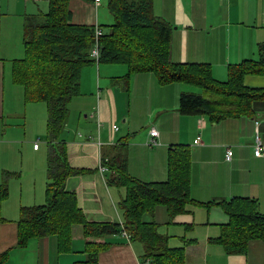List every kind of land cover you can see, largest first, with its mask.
Listing matches in <instances>:
<instances>
[{
  "label": "crops",
  "instance_id": "0c3cea01",
  "mask_svg": "<svg viewBox=\"0 0 264 264\" xmlns=\"http://www.w3.org/2000/svg\"><path fill=\"white\" fill-rule=\"evenodd\" d=\"M37 1L16 2L15 11L22 17L23 44L26 15L49 8L48 2L47 10H35L31 2ZM102 1L70 0L73 21L98 25ZM153 12L173 25L171 59L210 62L218 80L228 78L229 64L257 58L258 43L264 42L263 35H251L252 29L264 28V0H153ZM1 44L0 38V52ZM93 59L82 66L81 92L69 103L68 121L60 136L66 142L69 164L79 169L67 177L66 189L76 191L87 219L125 220L120 201L127 188L108 182L114 170L107 162L119 151V144L126 143L133 176L164 181L168 177L170 145L187 143L192 148L190 192L199 203L189 204L186 211L172 218L165 205H157L154 212L143 214V220L156 222L160 233L168 236L170 246H185L187 264H264L263 240L252 239L246 252L235 253L227 252L215 240L228 220L222 201L234 196L254 197L264 212V156L255 154L258 139L264 145V99H255L250 113L217 121L203 113L183 114L179 110L180 95L183 91L195 92L192 84L161 83L151 70L131 72L127 63ZM5 72L0 58V264H75L87 258L88 239L107 244L99 252L98 264H153L151 258L144 257L143 241L132 239L123 232L125 229L90 238L84 235L82 224H75L71 246L64 251L59 249L54 234L19 244L21 207L46 200L48 156L35 143L44 139L47 105L41 103L45 101L26 100L20 112L13 102L17 98L20 103L21 91L11 82L7 85ZM244 83L264 87V74H246ZM36 128L40 136L32 144L31 134ZM153 128L158 130L156 136L151 134ZM198 136L201 142L195 143ZM152 137L155 143H151ZM228 149L233 151L231 158L226 157ZM5 178L8 195L1 197ZM170 224L177 225L173 245ZM200 229L204 242L196 235Z\"/></svg>",
  "mask_w": 264,
  "mask_h": 264
},
{
  "label": "trees",
  "instance_id": "16d2710c",
  "mask_svg": "<svg viewBox=\"0 0 264 264\" xmlns=\"http://www.w3.org/2000/svg\"><path fill=\"white\" fill-rule=\"evenodd\" d=\"M114 22L101 36V62H124L130 71L155 72L161 83L173 81L199 86L202 91H183L179 110L183 114H207L214 121L227 116L250 113L255 99H264V87L244 83L246 74H264V42L258 44V57L229 64L228 78L213 76L210 62H176L171 59L173 25L153 12V0H109ZM95 26L73 21L70 0H49L47 12L26 15L23 57L14 60L13 76L24 87L28 101H45L48 108L47 160L48 181L44 203L22 206L19 219V244L32 237L54 234L61 251L68 250L73 226L82 224L86 237L121 232L140 239L144 257L153 264H187L186 248L172 247L168 236L160 233L156 222L143 220L145 212L165 205L173 216L199 203L192 196V148L187 143H174L168 152V177L164 181H145L129 172L126 143L111 156L108 165L114 173L110 184L126 186L120 201L124 222H97L87 219L79 207L76 191L66 189V179L79 172L71 167L66 142L61 133L68 121L69 103L81 92V69L90 60ZM106 163V164H107ZM8 195V179H4L1 197ZM228 220L215 240L227 252H246L252 239L264 241V212L257 198L234 196L222 201ZM204 204V203H201ZM3 219L0 209V221ZM88 239V238H87ZM106 243L87 240V258L75 264H98L99 252ZM6 254H3L4 256Z\"/></svg>",
  "mask_w": 264,
  "mask_h": 264
},
{
  "label": "rangeland",
  "instance_id": "374dc122",
  "mask_svg": "<svg viewBox=\"0 0 264 264\" xmlns=\"http://www.w3.org/2000/svg\"><path fill=\"white\" fill-rule=\"evenodd\" d=\"M17 1L22 4L25 3V0H0V38L3 44V45L1 44L2 51L0 52V58L3 59V62L6 66L5 75H6L7 85H9V83L11 82L14 87H17L21 91L20 103L17 101V98H16L14 99L13 104L16 108L20 107L18 110L22 112L21 106L23 105V103H26V99L24 96V90H23V87L15 81V78L13 76V69H12L13 60L16 58H20L24 56L25 54V47L22 41L23 39V26L21 24L22 17L19 15L17 11H15ZM48 2L49 0H38L36 3H33V2L31 3L34 4L35 10L42 9L44 11V10H47L48 8ZM98 14H99L98 25L103 26L104 28H106L110 24V22L114 21L115 17L109 8V0L102 1V6L98 9ZM251 35L253 38H258V37H261L262 35L264 36V28H261L260 31H256L252 29ZM259 41H257V43ZM261 41H264V40H261ZM192 86H194L193 91L194 90H196L195 92L202 91V89L199 86H196V85H192ZM13 97H16V95H13ZM41 103H44L45 106L47 105L46 102H41ZM44 113H45V125H44V128L42 129L44 132V137H43L44 139H37V137L40 136L39 129L37 128L33 131L31 136L34 137L32 139V144L37 139L36 141L41 145L42 149L46 150V157H47L48 151H49V145L46 140L47 139L46 135L48 134V120H47L48 119V108ZM21 114L22 113L19 114L20 119H21L20 117ZM20 119H16L14 121L19 122L21 121ZM6 121H7V118H6ZM16 131L20 132L21 129L16 128ZM0 138H2V128L1 127H0ZM176 227L177 225L175 226L173 224L168 225L169 234L172 233V239L170 240V243L172 245L175 243L173 236L177 232ZM196 235H197V238L200 240V242H204V240H206V238H202L203 232H201V229H200V232H198Z\"/></svg>",
  "mask_w": 264,
  "mask_h": 264
},
{
  "label": "built area",
  "instance_id": "2783aa9c",
  "mask_svg": "<svg viewBox=\"0 0 264 264\" xmlns=\"http://www.w3.org/2000/svg\"><path fill=\"white\" fill-rule=\"evenodd\" d=\"M99 1L100 0H95V3L99 2ZM103 34H104L103 27H101L100 25H96L95 26V35H94V45H93L92 50H91V55L93 57H95L96 59L100 58L101 36ZM114 127L117 128L118 126L116 124H114ZM151 134L153 136H156L158 134V130L156 128L151 129ZM155 142H156V139L154 137H152L151 143H155ZM199 142H201V137L200 136H198L195 139V143H199ZM38 144L39 143L36 142L35 143V147H38ZM232 153H233V151L231 149H228L226 157L227 158H231ZM255 154L264 156V145L262 144V142L259 139H258L257 144L255 146ZM100 168L104 169L105 166L101 165ZM123 232L128 235L126 230H123Z\"/></svg>",
  "mask_w": 264,
  "mask_h": 264
}]
</instances>
